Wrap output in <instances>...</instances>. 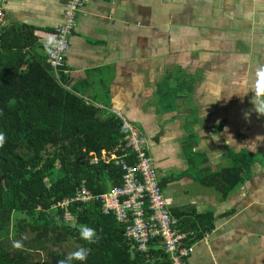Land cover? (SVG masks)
<instances>
[{
  "label": "crops",
  "instance_id": "0c3cea01",
  "mask_svg": "<svg viewBox=\"0 0 264 264\" xmlns=\"http://www.w3.org/2000/svg\"><path fill=\"white\" fill-rule=\"evenodd\" d=\"M65 1L0 0L6 24L34 29L30 58H47ZM261 67L264 0H83L77 15L62 70L67 88L135 123L145 144L162 146L163 166L179 152L161 181L181 192L166 198L174 217L185 209L214 216L189 264H264V116L248 92ZM187 145L204 155L198 170L180 153ZM239 152L252 158L249 173L221 199L200 180Z\"/></svg>",
  "mask_w": 264,
  "mask_h": 264
},
{
  "label": "trees",
  "instance_id": "16d2710c",
  "mask_svg": "<svg viewBox=\"0 0 264 264\" xmlns=\"http://www.w3.org/2000/svg\"><path fill=\"white\" fill-rule=\"evenodd\" d=\"M36 45L32 27L6 24L0 29V133L6 137L0 147V264H57L80 247H88L90 254L73 264H170L160 249L139 252L124 236V226L103 215L99 203L71 204L66 211L53 208L82 183L95 194L120 186V169L90 164L89 153L122 144L127 131L119 117L104 114L68 89L62 73L58 83L45 56L30 58L28 50ZM43 49L48 54L49 47ZM229 160L228 167L200 180L221 199L245 180L252 165L248 152ZM65 213L73 219L66 220ZM175 217L187 233L185 245L214 228L211 212L185 209ZM79 225L95 229L99 241L86 244ZM27 230L35 234L31 242L24 239ZM69 239L76 246L64 249ZM14 241L23 247L14 248ZM33 250H42L44 260L35 262Z\"/></svg>",
  "mask_w": 264,
  "mask_h": 264
},
{
  "label": "built area",
  "instance_id": "2783aa9c",
  "mask_svg": "<svg viewBox=\"0 0 264 264\" xmlns=\"http://www.w3.org/2000/svg\"><path fill=\"white\" fill-rule=\"evenodd\" d=\"M82 4L83 0H66L62 20L47 39V63L51 75L58 83L65 65L69 37L75 28ZM5 25L0 7V29ZM96 108L101 109L99 106ZM111 114L120 118L127 131L123 143L109 150L103 149L100 153L90 152L89 159L93 165L103 163L119 168L120 186H109L106 192L95 194L82 183L71 197L64 198L53 208L59 207L66 211L71 204L87 206L93 202L99 203L103 215L113 216L124 226V236L136 245L139 252L145 253L151 248L160 249L167 255L170 264H189L194 245L183 244L187 233L178 228L179 221L170 211L144 139L138 129L119 112ZM64 218L73 219L68 213H65Z\"/></svg>",
  "mask_w": 264,
  "mask_h": 264
},
{
  "label": "rangeland",
  "instance_id": "374dc122",
  "mask_svg": "<svg viewBox=\"0 0 264 264\" xmlns=\"http://www.w3.org/2000/svg\"><path fill=\"white\" fill-rule=\"evenodd\" d=\"M126 120L131 125L136 126L135 123H133L131 120H128V119H126ZM189 133L194 134V132L190 131V130H189ZM147 143L145 145H146V147L148 149L152 150L151 153L154 156V160H155V164L154 165H155L156 173L158 174V176L160 178V181H162V177H165V176H167L168 180H169L170 175L172 174V167L171 166H172L173 163H178V158H180V156L178 155L179 152H175V153H172V154L170 153L169 156H168V159H169L168 164L167 165L164 164V166H167V167H164L162 159H165V157H164V154L160 153L162 151V149L159 151L160 154H157V148L159 149L162 146L157 145L156 142L154 144V141L150 140V139H148ZM149 144H151V145H149ZM174 147L177 148V145L174 146ZM180 153H183L184 159H186L188 157H192V159L194 160V163L189 166V169L191 171L198 170L197 166L200 164L201 159L204 157V155L202 153H195L194 151H192L191 145H187L183 149V152H180ZM181 157H182V155H181ZM174 159L176 161H174ZM156 163H157V165H156ZM163 191H164L165 199L168 198V197H173V196H175L176 198L178 196L180 197V193H181L177 189V186L170 185V184H166V186L164 187ZM190 193H191V190H190ZM15 216H17L18 218H22L23 217L22 215H18V214H16ZM34 237H35V234L29 232L28 230H27V232L24 233V239L27 240L28 242H31L32 240H34L33 239ZM75 246H76V243L73 240H70V239L68 241H66V243L63 244V248L64 249H69V250L73 249ZM48 247H49V245H48ZM49 249H52V247H49ZM31 252H32V257H33L35 262L39 263L41 260H44L45 256H44V252L42 250H33Z\"/></svg>",
  "mask_w": 264,
  "mask_h": 264
},
{
  "label": "clouds",
  "instance_id": "9594fccd",
  "mask_svg": "<svg viewBox=\"0 0 264 264\" xmlns=\"http://www.w3.org/2000/svg\"><path fill=\"white\" fill-rule=\"evenodd\" d=\"M248 92L252 93V98L250 103L253 105L254 111L258 116H264V67H261L256 73V79ZM250 112L245 113V116H249ZM6 142V137L4 133H0V147H3ZM75 226V225H74ZM79 237L81 240L85 241L86 244L91 245L97 243L100 239L95 229L88 227L86 225L78 226ZM13 247L16 249H21L23 247L20 241H14ZM90 254V249L88 247H80L76 251L71 252L63 259L58 260L57 264H73L74 261H86L88 255Z\"/></svg>",
  "mask_w": 264,
  "mask_h": 264
}]
</instances>
